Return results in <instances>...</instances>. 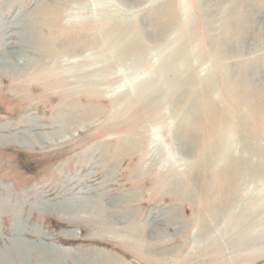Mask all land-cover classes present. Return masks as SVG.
Listing matches in <instances>:
<instances>
[{
  "label": "rangeland",
  "instance_id": "1",
  "mask_svg": "<svg viewBox=\"0 0 264 264\" xmlns=\"http://www.w3.org/2000/svg\"><path fill=\"white\" fill-rule=\"evenodd\" d=\"M216 1L77 0L58 19L35 20L33 11L50 14L56 1L0 0V30L12 25L0 31V67L9 56L43 64L0 75V256H14L16 240L35 254L60 250L96 264H264V0L239 11L256 13L255 31L240 38L228 3ZM29 16L39 38L70 55L26 53L19 32ZM130 34L144 45L138 56L117 49ZM142 93L158 108L142 111ZM186 114L210 143L177 160L175 126ZM63 126L68 137L52 145L29 141ZM130 137L144 138L143 151ZM216 140L233 141L234 165L220 166L221 152L193 168ZM149 156L160 163L146 171ZM99 197L109 221L78 200L73 216L55 208ZM250 215L261 226L248 227Z\"/></svg>",
  "mask_w": 264,
  "mask_h": 264
},
{
  "label": "bare ground",
  "instance_id": "2",
  "mask_svg": "<svg viewBox=\"0 0 264 264\" xmlns=\"http://www.w3.org/2000/svg\"><path fill=\"white\" fill-rule=\"evenodd\" d=\"M57 4H54L51 11H50V14H47L45 11L48 10V9H45L43 8V6L41 7H38L35 11H33V16H34V19L36 20L37 17H39L38 15H42L44 18L46 17H51V19H58V17H62V11H63V8L60 9V6L62 5H65L66 6V3L68 4L69 1H72V3H76L77 4V0H55ZM65 3H64V2ZM224 1V0H222ZM221 1L220 0H217L216 1V6L218 4H220ZM225 3H228L227 4V7H226V10L229 12V15H227V17L229 16V21L232 23L231 25V31L235 34L234 37L236 36H239L238 34H248L250 32L253 33L255 30H254V26H255V17H256V13H254V10L253 8H250V9H247L245 10V13L243 15H240L239 14V11L241 10L242 7H245L246 5L250 6L251 4V0H225ZM47 4V3H46ZM45 5V4H44ZM23 6V5H22ZM26 9V8H25ZM162 12V11H161ZM47 15V16H46ZM37 16V17H36ZM32 16H29L25 19H23L21 21V28H24V33H21L19 32V35L21 36V43H23V45H26L27 47V52L26 53H30L32 51L29 52V48H32L33 52L35 54H42V55H48L52 58L54 57H57V56H60V57H63V56H69L70 55V52L68 50L70 49H67L66 47H63V48H60V49H56V48H53L51 47V45L48 44V41H44L42 38H39L37 33H36V30H35V26H36V23H35V26L33 27L30 26L31 24V19ZM48 19V18H47ZM70 19V18H69ZM102 19V18H101ZM101 22V21H100ZM93 23V22H92ZM67 25V24H66ZM155 25V24H154ZM1 26H3L4 28L1 29L0 31H5L9 28H11L12 25H7V24H2ZM240 26V27H239ZM69 27V26H68ZM78 27V26H77ZM237 27H239L237 29ZM1 28V27H0ZM156 28V27H155ZM113 29V28H112ZM111 29V31H112ZM116 29V28H115ZM113 29V31L115 32L113 35L112 33H109V38L111 36H115L116 37V30ZM112 31V32H113ZM264 31V30H263ZM237 32V33H236ZM260 32V31H259ZM154 33V32H153ZM122 34V33H121ZM120 33H118V36L120 37L121 36ZM147 34V33H145ZM237 34V35H236ZM149 36H151V34L148 33ZM244 35L242 36H239L240 37H244ZM0 38H3V35L0 36ZM127 39H123L119 44H118V47L117 49L119 50V53L120 55H123V56H132V55H135V56H138L139 55V52L142 50V48L144 47V45L140 42L139 38H137L136 36H133V35H128L126 37ZM150 38V37H149ZM237 38V37H236ZM263 42H264V38H262ZM234 42V41H233ZM236 42V41H235ZM8 45V44H7ZM8 54V53H7ZM118 54V53H117ZM141 54V53H140ZM9 56V55H7ZM75 56V55H74ZM14 57H6L5 60L7 61V66H2V63H1V67H0V75H6L9 73H15V72H21L23 71H27L28 68H31V67H34V68H39V67H43V64L38 61V60H31L28 59V58H25L24 62L23 63H18L16 60L13 61ZM138 59V58H136ZM17 62V63H16ZM242 73V72H240ZM261 73V72H260ZM6 75V76H8ZM41 75V74H40ZM194 75V74H193ZM255 75V74H254ZM251 76V75H250ZM37 77V76H36ZM39 77V75H38ZM41 77V76H40ZM208 77V76H207ZM253 77V76H252ZM192 78V76H191ZM213 78V77H212ZM245 77L242 76L241 77V80H243ZM251 78V77H250ZM188 79V78H187ZM193 79V78H192ZM216 79V78H215ZM48 80V79H47ZM203 80V79H202ZM52 81V80H51ZM240 81V80H239ZM252 81V80H250ZM216 82V81H215ZM191 83V82H190ZM233 84V87H234V90H235V93L240 97L242 98V92L240 90V82L238 81H234L232 82ZM171 85V84H170ZM262 89L260 90L262 94V98H264V86H261ZM187 88V87H186ZM187 91V90H186ZM183 92V91H182ZM202 93V92H201ZM189 95V93H188ZM205 95V93H204ZM209 95V94H208ZM152 96H150L149 94H145V93H142L139 95V99L141 101H144L143 103V107L141 106V110L143 111L144 109L146 110H151V109H156L158 108L157 107V97H154L155 99L152 101ZM174 97V96H173ZM205 97V96H204ZM126 98L127 100L130 98V96L128 94H126ZM261 99V98H260ZM211 100V99H209ZM132 100L130 99V102ZM195 101V100H194ZM197 103V102H196ZM193 104V103H192ZM149 105V106H148ZM198 105V104H197ZM180 106V105H179ZM193 106V105H192ZM206 107V106H205ZM213 108V107H212ZM176 109V108H175ZM191 110V109H190ZM123 112H125L123 110ZM192 112V110H191ZM184 114V113H183ZM189 114V113H188ZM188 114L184 115V118H182V120H178L179 123H177V125L175 126L178 131V136L177 137H174V143L178 144L179 143V146L180 148H177V152L178 153V156H177V160H179L181 158V156L183 157H186V156H189V151L188 149L190 148V153H192V150L194 148H197V146H199V141H201L203 144L205 143L206 144H209L210 141L208 142L209 139H207V130L206 132L202 131V129L196 125L195 123V119L193 118V116H188ZM194 114V113H193ZM71 117V116H70ZM181 117V116H180ZM197 117V116H196ZM217 117V116H216ZM68 119V118H66ZM70 120L72 121V119L70 118ZM61 126L67 121L64 119L63 120H57ZM34 124V123H33ZM219 125V124H218ZM35 126V124H34ZM33 127V126H31ZM36 127V126H35ZM54 128V127H53ZM238 129V128H237ZM51 133V132H50ZM137 134V133H136ZM211 135V134H210ZM210 135L208 134V136L210 137ZM212 136V135H211ZM28 137H30L29 141H33L34 143L37 144H43L44 146L45 145H52L53 143L57 142V141H60L62 139H65L68 137V131L66 130V127L63 126L62 127V131L61 132H53V134H49L47 135L45 133V135H37V134H28ZM142 138V137H141ZM140 138V139H141ZM240 138V137H239ZM140 139H132V137L128 138V140L130 141H133L132 145H135L137 147L136 150L139 151V149H143V145L141 146V142L142 141H145L144 138H142L141 140ZM129 141V143H130ZM16 143V142H15ZM126 143V142H125ZM233 141H218L216 140L213 144L209 145L204 151H202V154H201V158H200V161L199 162H195L194 165L192 166L193 168L197 167V168H202V167H205L204 164L207 165V163L210 161H213L212 157L215 155L217 156L218 158V155L220 156V153L222 152V156L220 157V166H224L226 164V166H230L229 164H233L234 165V161L232 160V156L237 154V148L232 144ZM241 143V142H240ZM175 144V145H176ZM130 145V144H129ZM121 146V145H120ZM123 146V145H122ZM131 146V145H130ZM159 146V145H158ZM201 146V145H200ZM199 146V147H200ZM126 147H128L126 145ZM121 148V147H120ZM123 148L125 149V147L123 146ZM131 147H128L126 149H129ZM160 148V147H159ZM125 149V150H126ZM133 148H131L132 150ZM198 149V148H197ZM241 149L243 150V145L241 144ZM118 150H119V146H118ZM135 150V149H134ZM157 150V149H156ZM129 151V150H128ZM143 151V150H142ZM134 152V151H133ZM147 152V151H146ZM155 152V151H154ZM159 153V152H158ZM163 153V152H162ZM127 154V153H126ZM139 154V153H138ZM145 155V154H144ZM161 158V157H160ZM214 158V157H213ZM112 159H114V162H115V157L112 156ZM184 159V158H182ZM199 159V158H198ZM159 160V161H158ZM206 160H208V162L206 163ZM216 160V159H215ZM145 161H147V169L146 171H151L152 168L154 166H156L157 164L160 163V159H157L156 157H153V156H149ZM113 162V163H114ZM214 162V161H213ZM174 163V162H173ZM241 163L242 161H240V165L241 166ZM236 164H239V162H236ZM110 166H112V164H110ZM114 166V165H113ZM161 166V165H160ZM238 166V167H239ZM115 170V169H114ZM227 170V169H226ZM260 170V169H259ZM229 171V170H228ZM261 171V170H260ZM262 174V173H261ZM216 176V175H215ZM214 177V176H213ZM238 178V177H237ZM243 178V176H242ZM218 179V177H217ZM236 179V178H235ZM240 179H241V176H240ZM238 180V179H236ZM212 182V181H211ZM217 182V181H216ZM237 181H235L236 183ZM239 184V183H238ZM213 189V188H211ZM215 192V191H214ZM102 199L103 197H99V198H96V199H86V200H83V199H79V198H74L71 200L72 203H70L69 201L67 202H63L62 205H60L59 207H55L56 210H57V214L59 215H62V214H65V215H69L71 216L74 211H75V206H74V201L78 200L79 203H78V206L79 208L83 209L85 212H88V213H92V215L97 218H102V219H108V217H110L108 214H112V211H109L108 209V204H103L102 203ZM226 201V200H225ZM114 203V202H113ZM232 205V204H231ZM223 206V205H222ZM90 207V208H89ZM214 207V206H213ZM251 207V205H250ZM259 207V206H258ZM89 208V209H88ZM80 209V211H82ZM247 209V208H246ZM255 209V208H254ZM77 210V209H76ZM78 211V210H77ZM242 212V211H241ZM244 212V211H243ZM84 213V212H83ZM257 213V212H256ZM119 214V213H118ZM74 215V214H73ZM72 215V216H73ZM122 215V214H121ZM254 215V213H253ZM91 216V215H90ZM123 216H125L126 218V215L123 214ZM256 216V215H255ZM258 218H261V217H258ZM258 218H253V216H249V217H246V224L247 226H258L259 223H261V221L263 220H260ZM110 219H113V218H110ZM162 220V219H161ZM230 221V220H229ZM228 221V222H229ZM17 222V221H16ZM99 222V221H98ZM162 222L164 223V220H162ZM167 221L165 220V223ZM16 225V224H15ZM130 225V223L128 224ZM18 226V224H17ZM17 226H14V227H17ZM261 226V225H259ZM131 226H129V229H130ZM147 227V226H146ZM132 228V227H131ZM145 228V227H143ZM254 228V227H253ZM262 228V227H261ZM127 228V231L129 234H133L132 232H137L138 230V237H141L140 235V231L141 229H130L129 230ZM256 229V228H255ZM254 229V230H255ZM259 229V228H258ZM249 230V229H248ZM261 230V229H260ZM241 231V230H240ZM252 231V229H251ZM246 232V231H245ZM245 232L243 231V233L245 234ZM249 232V231H248ZM259 233V232H258ZM251 234V233H250ZM133 235H136V234H133ZM246 235V234H245ZM257 235V233H256ZM242 238V237H241ZM243 239H244V236H243ZM14 250H15V253L14 256H10L7 255V254H1L0 256V264H14L13 261H9L8 259L10 258V260H12V258H15L14 260L17 261V263L15 264H26V259H28V262L27 264H61V257L62 256H68L66 258L63 257L62 259V262H65L67 259H69L70 257V260H71V264H96L95 262L97 261L96 259L94 260V262H89L87 259H85L83 257V255H80V254H75V255H72V254H67V253H64L63 251H60V250H51V249H45L42 253L40 252H37V254H35L33 251V249H28L26 247H24L23 245V241H16L14 240L12 242V247ZM8 251V249H7ZM76 256V257H75ZM33 260V262H32ZM100 260V259H99ZM35 262V263H34Z\"/></svg>",
  "mask_w": 264,
  "mask_h": 264
}]
</instances>
